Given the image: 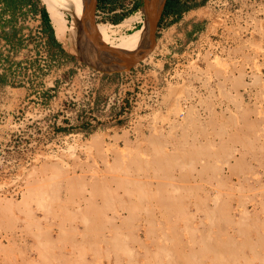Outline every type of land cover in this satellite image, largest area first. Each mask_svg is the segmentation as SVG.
I'll return each instance as SVG.
<instances>
[{"label":"rangeland","instance_id":"obj_1","mask_svg":"<svg viewBox=\"0 0 264 264\" xmlns=\"http://www.w3.org/2000/svg\"><path fill=\"white\" fill-rule=\"evenodd\" d=\"M142 1L133 11L132 0H115L113 13L100 6L95 23L145 18ZM192 5V13L161 17L146 58L100 71L124 89L148 85V95L165 86L153 98L184 118L192 107L190 155L168 157L148 187V155L97 152L89 134L102 126L81 136L75 117L90 112L81 102L71 105L67 152L44 158L50 169L38 168L41 157L31 153L30 123L0 124L9 133L0 137V264H264V0ZM184 18L197 21L185 34ZM76 34L73 43L70 32L66 43L54 36L72 76L89 66L77 55Z\"/></svg>","mask_w":264,"mask_h":264},{"label":"crops","instance_id":"obj_2","mask_svg":"<svg viewBox=\"0 0 264 264\" xmlns=\"http://www.w3.org/2000/svg\"><path fill=\"white\" fill-rule=\"evenodd\" d=\"M197 1L198 0H181L183 4L187 5L186 9L178 14L169 13L165 15L173 18L181 15L183 16L187 12L192 13L195 11V7H193V5L191 6V3H196ZM140 4V0H132L133 9L131 6V11ZM116 5V3H110L106 0H98L97 8L102 6L106 10H109V13H113L117 11L114 8ZM125 5H127L126 2L121 3V7L124 8V10H128V7H125ZM42 9L40 0H0V37H5L13 44H19L15 38V24L18 16L24 15L27 12L42 14ZM196 22V20H191V18L183 20L181 22L183 33H189L192 28L197 26L195 24ZM43 23L48 39V50L56 60L57 66L61 65L64 66V68H70V57L60 49L59 44L55 41L54 35H52V30L46 29L45 17H43ZM250 40H258V37ZM69 71L71 72V70ZM0 81L4 82L2 77H0ZM76 82L79 83L80 81L76 80ZM122 85H124L122 79L117 83H111V78L108 75L102 74L93 85L95 100H101L106 93H109L110 87L115 88ZM126 89L131 90L132 93H130V95L132 100L127 108V113L119 120L118 118L113 119L107 112L91 108L92 111L90 114L101 121L100 126L103 128L100 129L95 136H93L94 134H89V137L97 139L99 146L97 152L104 153L106 157H110L111 159L116 154L118 155L121 150L138 156L148 155V187H152L154 185L152 179L160 178L162 164L167 161L168 157L175 162L178 159L184 161V157L186 158L190 155L185 154L186 146L190 147L192 144L190 140H186V128L189 127L187 123L195 120L193 115H191L194 110L191 107L189 109V114L184 118L183 114L179 115L177 110L168 109L166 105L161 104L162 101L153 98V94H156L157 97L163 96L164 94L162 91L165 89V86H155L154 89L150 91L153 92L152 95H148V85L144 88H140L138 91H135L134 88ZM23 93L24 90L17 87L13 88L10 92L8 91L6 94H0V97L7 103V108H14L22 101ZM63 97L64 94H60L53 102L56 111L55 114L62 118V124L58 122L60 126H57L55 131H52L45 122L36 124V127L40 128V130H37L36 134H34L35 136H33L34 138H32L31 153L33 156L37 155L41 157V167H38L41 169H50V165H52L49 159L48 161L44 160L46 156L49 157L56 153L60 154V149L66 153L69 148V136L71 135L72 128L68 126L67 121L64 119L65 102ZM60 107H62L63 114H60ZM5 123H7V121ZM167 124L174 129L172 133L168 132L166 128ZM15 134H17V132ZM8 135L9 133L7 130L1 126L0 137L4 138L6 141ZM192 155L191 157L194 158V154ZM194 161L195 159L192 161V166L193 163H195ZM109 162H111V160ZM175 164H173L174 170L176 169ZM192 166H190L189 169H195L194 167L192 168ZM118 168L124 169L123 166ZM110 169H114V164ZM127 169L135 170L136 168L132 165L127 166ZM113 179L114 178H107L105 183L108 184V182H113Z\"/></svg>","mask_w":264,"mask_h":264},{"label":"built area","instance_id":"obj_3","mask_svg":"<svg viewBox=\"0 0 264 264\" xmlns=\"http://www.w3.org/2000/svg\"><path fill=\"white\" fill-rule=\"evenodd\" d=\"M15 30V38L19 43L17 45L5 37H0V77L4 80L0 81V94H6L17 87L23 89L24 93L22 101L14 108H7V103L0 97V124H5L8 120L18 125L27 122L32 125L34 134L40 130L36 124L45 122L55 131L60 126L58 122L62 124V118L55 114L53 105L60 94H64L65 112L63 114L62 107L59 111L65 116L68 126L74 125L69 119L74 102H81L85 113L91 112L93 108L107 112L113 119L119 120L127 113L132 100L131 90L122 88V85L96 101L93 85L102 75L99 70L78 66L72 76L69 71L71 68L57 66L48 50L41 13L27 12L18 16ZM76 80L80 82L77 83ZM90 112V117L80 114L75 117L77 126H83L79 132L81 136H86L93 127L100 126L101 121Z\"/></svg>","mask_w":264,"mask_h":264},{"label":"water","instance_id":"obj_4","mask_svg":"<svg viewBox=\"0 0 264 264\" xmlns=\"http://www.w3.org/2000/svg\"><path fill=\"white\" fill-rule=\"evenodd\" d=\"M166 0H145L143 12L146 26L140 47L132 55L109 52L101 43L95 30V11L98 0H85L84 10L78 22L76 51L81 61L96 70L115 73L128 70L146 58L155 47L158 20Z\"/></svg>","mask_w":264,"mask_h":264},{"label":"bare ground","instance_id":"obj_5","mask_svg":"<svg viewBox=\"0 0 264 264\" xmlns=\"http://www.w3.org/2000/svg\"><path fill=\"white\" fill-rule=\"evenodd\" d=\"M42 1L45 4L55 38L62 43H66L68 32H70L71 42L73 43L77 29L76 25L82 16L85 0ZM141 10L143 11V9ZM68 13L72 16L70 21L66 16ZM136 22H142V26L135 28ZM144 24H146L145 18H142L139 12L128 15V17L114 25L103 22L96 23L95 30L101 43L109 52L118 55H132L142 44L146 29ZM129 29H132V31H127Z\"/></svg>","mask_w":264,"mask_h":264},{"label":"trees","instance_id":"obj_6","mask_svg":"<svg viewBox=\"0 0 264 264\" xmlns=\"http://www.w3.org/2000/svg\"><path fill=\"white\" fill-rule=\"evenodd\" d=\"M110 3H115V0H106ZM187 8V5L183 4V2H181V0H167L166 5H165V9H164V14H169V13H181L184 9ZM42 14L43 17L46 18V29L47 30H52V35H54L53 29L51 28L50 25V20L47 14L46 9H42Z\"/></svg>","mask_w":264,"mask_h":264},{"label":"flooded vegetation","instance_id":"obj_7","mask_svg":"<svg viewBox=\"0 0 264 264\" xmlns=\"http://www.w3.org/2000/svg\"><path fill=\"white\" fill-rule=\"evenodd\" d=\"M166 2H167V0H166ZM166 2H165V5H166ZM142 5H144V1H142ZM165 5H164V8H163V10H162V12H161V15H160V17H159V20H160L161 17L164 15ZM176 14H178V13H176ZM159 20H158V23H159ZM157 26H158V24H157Z\"/></svg>","mask_w":264,"mask_h":264}]
</instances>
